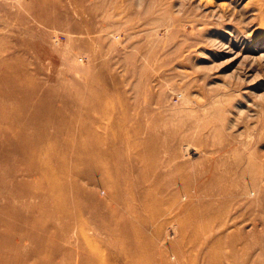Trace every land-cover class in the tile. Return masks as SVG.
Segmentation results:
<instances>
[{
    "label": "rangeland",
    "instance_id": "1",
    "mask_svg": "<svg viewBox=\"0 0 264 264\" xmlns=\"http://www.w3.org/2000/svg\"><path fill=\"white\" fill-rule=\"evenodd\" d=\"M50 1L0 0V84L17 90L0 127L17 129L10 148L24 149L0 154V264H110L137 244L154 264H264V0ZM148 135L159 152L143 153ZM172 149L175 163H198L202 185L153 189L164 212L151 217L136 167L168 169ZM38 158L56 168L71 217H51L59 195L42 204ZM113 180L121 196L136 193L130 210L110 196ZM111 206L130 220L137 209L141 234L103 231L124 226ZM198 207L234 223L220 247L184 239Z\"/></svg>",
    "mask_w": 264,
    "mask_h": 264
},
{
    "label": "bare ground",
    "instance_id": "2",
    "mask_svg": "<svg viewBox=\"0 0 264 264\" xmlns=\"http://www.w3.org/2000/svg\"><path fill=\"white\" fill-rule=\"evenodd\" d=\"M231 1H234V0H231ZM234 2H235L234 4H236V3H238V0H235ZM51 4H54V3H52V1H50V0H45V6L46 7L48 5H51ZM54 5H52V6H54ZM29 10H31V11L33 10L32 5L30 6ZM263 13H264V11L262 10L261 14H263ZM263 21H264V19H263ZM44 22H45V20H44ZM46 23H47V21H46ZM262 24H264V22H262ZM262 34L264 35V25L261 26L259 31H258L259 36ZM236 39L240 40L239 37H236ZM246 40H249V38L246 37ZM252 41L253 40L249 41L250 44L248 45L249 47L247 48L248 49L247 53L244 54L245 57H250L253 54L252 51H254V50L251 49ZM244 52H246V51H244ZM261 58L264 59V53L261 55ZM1 71H2V67L0 68V73H1ZM5 77L9 78L8 76H5ZM12 83L15 84V82H12ZM15 86H16V84H15ZM15 86L11 85L8 82L7 87H10V89H11L10 90L7 88L5 89L4 86L2 84H0V97H1L0 98V117L2 119H5L7 122L13 120V118H12L13 110H12L11 106L5 102L6 101L5 96L6 97L8 96L7 97V99H8L11 95L14 96V92L17 95V92H16L17 90H13V88ZM4 99H5V101H4ZM6 105H7V107H6ZM10 129H11V133H9L8 130L6 131L2 127H0V143H5V145H7V146H5L7 148V151L5 153H3L1 150L0 154H2V155H5V154L8 155V151H9V155L16 150L24 151V149H22L19 146L14 148L15 141L20 136L21 133L20 132L18 133L16 131L17 129H14L13 126H10ZM12 143L14 144V146L12 148H10ZM143 144H144V148H142L143 153L145 152L148 154H153V153L159 152V147L162 145L159 142L158 143L156 141L153 142L149 135H148V138L143 139ZM163 147H166V145L163 144ZM185 150L187 151V153L190 150V146L188 144L185 146ZM75 155L77 156V158L79 157L78 154H75ZM175 157H177V160H178L179 159V153L176 149L175 150L172 149L170 152V155L168 156V160H167L169 163L168 169L167 168L164 169L163 168V161L162 162L159 161L160 167L156 170L151 171V169L155 166L154 162L151 160H146L141 168H139L138 166L136 167L139 170L140 178L142 180V182L140 181L141 185L144 184L147 186L146 190L143 193L142 202H141L140 207H141V210H143V213L148 212V216L157 217V215H159V216L163 215V212H164V210L161 209L162 197H158L156 195V193H153L152 192L153 189L158 190V192H159L161 190H164L168 186H172L173 188H174V186L177 187L179 185H182V187H187L188 185L194 184L196 182L199 186L202 185V184H200L199 176L194 172V169L197 167L198 163H192L189 161H178V163H175ZM90 162L95 163V161H93V160H90ZM36 163H37V166H36L37 168L46 171L45 172V175H46L45 178L48 180V183L50 185L49 192L44 193V195H43V199L41 201L42 204H48L47 199L48 200L51 199L52 198L51 195L53 197L59 195L60 197L57 196V198L55 199V204H56L57 209L59 211L54 213V214H51V217L52 218H54V216L71 217L72 216L71 212L69 209H67V208H69V205L64 204L65 196H66V194L64 192V188H63V194H60V193L56 194V192H55V190L57 189V181H56V178L54 177V173L56 171L52 170V168H55V167L50 168L48 166L49 165L48 159H39L38 158L36 160ZM199 163L205 164V161H200ZM135 165H136V163H132L130 161L128 163H126V167L128 168V172L126 174L121 175V178L123 180H125L126 183L129 181L128 180L129 170L134 169ZM115 169H116V171L118 170L117 168H115ZM76 173H78V171H76ZM152 174H153V176H152ZM167 178L170 179L169 183L167 181ZM116 183H118V181L113 180L110 182V185L112 188L110 190L111 191L110 196H112V199H114L116 202H121L124 206L127 207L128 210H130V203L136 201V193L133 192L128 186H126L125 192H124L125 194L123 196H121L120 195V192H121L120 187L118 188ZM45 206H47V205H44V210H45ZM111 207H112V210L110 212V219H113L115 221H119L120 223L124 222V226L121 227L118 225L116 228L110 229V227L105 225V223H104L101 226V229L103 231L112 232L116 236L119 234H126L128 236H136V235L141 234V228L134 226L132 224V221L134 219H137L134 216L139 217V211L137 209H135V208L133 209V214H131L128 211L129 214L132 215V219L130 220L126 216L123 217L121 215L120 210L116 206H111ZM180 209L184 210L185 208L180 207ZM45 211H47V210H45ZM52 215H54V216H52ZM188 219H189V221H191L190 222L191 227H190V230L188 232L185 228H183L184 234L187 233L189 235L188 237L185 236L184 239L185 240L188 239L189 242L191 244L194 243L195 246H201L203 248H209V249L220 247L222 242H223L222 237L225 236L229 225H231V226L234 225V223L229 224V222L220 221V216L218 214H214V213L212 214L207 209L200 210L199 207L192 209V212L190 213V215H188ZM218 221H219V223H218ZM37 225H38L40 231L45 235L46 234L51 235V234H55L57 232L55 227H52L51 224L43 223V221H41V222L39 221L37 223ZM70 230H71V227L69 224L64 226L65 233H68ZM82 232H84V230H82ZM159 232H160L159 230L156 231L157 234H159ZM82 236H83V234H82ZM151 253L152 252L145 250L141 244H137L136 247L133 249V251L126 252L124 250V252L122 253V258L113 259L110 261V264H154V261H153L154 259H152L150 256ZM232 253H233V251H232ZM165 264H168V263H165Z\"/></svg>",
    "mask_w": 264,
    "mask_h": 264
}]
</instances>
